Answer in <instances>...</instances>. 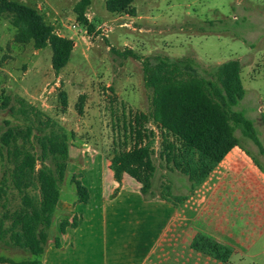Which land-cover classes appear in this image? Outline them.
<instances>
[{
  "label": "rangeland",
  "instance_id": "374dc122",
  "mask_svg": "<svg viewBox=\"0 0 264 264\" xmlns=\"http://www.w3.org/2000/svg\"><path fill=\"white\" fill-rule=\"evenodd\" d=\"M10 1L35 8L75 46L69 64L57 73L51 46L37 50L33 41L19 42L10 16L0 15V258H30L8 232L23 196L35 202L40 197L37 185L23 194L16 189L13 172L19 164L30 155L37 172L43 164L52 166L42 156L41 143L51 132H65L71 146L88 145L101 151L104 163L110 161L124 148L128 122L152 110L154 94L146 84L145 66L154 69L164 59L191 60L194 69L186 73L207 77L239 59L247 94L235 110L254 121L264 145V0H135L133 16L110 13L108 0H91L86 16L92 32L75 12L80 0ZM146 127L155 132L157 189L179 187L180 173L167 170L161 157V131L152 123ZM236 135L264 168V153L240 128ZM74 170L69 166L61 186L59 227L69 203L77 199Z\"/></svg>",
  "mask_w": 264,
  "mask_h": 264
},
{
  "label": "trees",
  "instance_id": "16d2710c",
  "mask_svg": "<svg viewBox=\"0 0 264 264\" xmlns=\"http://www.w3.org/2000/svg\"><path fill=\"white\" fill-rule=\"evenodd\" d=\"M134 1L108 0L107 9L110 13L133 16ZM90 4L91 0H80L75 12L81 24L92 32L94 26L86 16ZM3 14H8L12 25L17 28L19 42L33 41L37 50L51 46L53 68L57 73L69 64L74 41L56 33L35 8L0 0V15ZM193 69L191 60L182 59H164L154 69L145 66L146 84L154 94L152 110L149 114L136 115L128 122L129 127L125 128L122 137L124 148L110 160V169L116 181L121 183L123 176L129 175L141 184V193L146 201L164 199L163 192L155 184L158 167L154 163L151 139L155 137V132L146 127L149 123L161 131V157L166 161L167 170L178 171L181 175L178 180L180 186L170 190L172 196L192 194L195 184L222 162L235 146L242 144L236 135L238 128L264 153V145L254 121L235 110L247 94L242 80V62L239 59L229 60L208 72L207 77L186 73ZM41 143L42 156L52 166L43 164L37 172L36 160L27 155L13 172L14 183L20 193L35 185L40 192L36 202L28 194L23 196V206L12 218L10 216V239L15 246L28 252L30 258L24 262H14L1 257L0 264H41L51 242L61 247L55 227L61 186L68 174L71 159V141L65 132H51L42 138ZM72 178L77 202L87 204L90 193L81 181L82 174H73ZM180 189H185L186 193H180ZM5 217H8L7 213ZM78 225L77 215L73 216L72 221L65 219L60 225L61 233ZM196 247L222 259L229 255L227 249L208 240L197 241Z\"/></svg>",
  "mask_w": 264,
  "mask_h": 264
},
{
  "label": "crops",
  "instance_id": "0c3cea01",
  "mask_svg": "<svg viewBox=\"0 0 264 264\" xmlns=\"http://www.w3.org/2000/svg\"><path fill=\"white\" fill-rule=\"evenodd\" d=\"M70 158L68 169L82 174L90 199L69 203L64 220L77 215L76 228L61 233L57 217L61 247L51 242L41 264H264V168L243 144L192 194L172 196L169 184L164 199L154 201L144 199L129 175L117 182L101 151L71 146ZM205 240L229 255L196 247Z\"/></svg>",
  "mask_w": 264,
  "mask_h": 264
}]
</instances>
